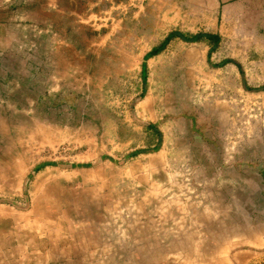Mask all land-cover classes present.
<instances>
[{
	"label": "rangeland",
	"instance_id": "rangeland-1",
	"mask_svg": "<svg viewBox=\"0 0 264 264\" xmlns=\"http://www.w3.org/2000/svg\"><path fill=\"white\" fill-rule=\"evenodd\" d=\"M88 1L61 80L4 75L48 32L0 49V264H264V0Z\"/></svg>",
	"mask_w": 264,
	"mask_h": 264
},
{
	"label": "crops",
	"instance_id": "crops-1",
	"mask_svg": "<svg viewBox=\"0 0 264 264\" xmlns=\"http://www.w3.org/2000/svg\"><path fill=\"white\" fill-rule=\"evenodd\" d=\"M88 0H0V49L2 52H10L15 49L17 50V47L19 46H12V45H18L17 38L15 37L17 29L26 30L27 35H32L34 33H38L39 36H37L36 40H38L40 35L47 34V36L52 39L53 46L49 49L50 56L48 54L46 57L43 58L39 57L41 60H37V58L34 59H28L24 64L25 68L27 66L31 65V68H28V70L24 69L22 72H24V77H19L18 74L8 72L4 73L5 78L10 81H16L17 79H25L26 81H35L36 78H34V73L39 72V70L45 69V73L47 74V77L50 81H57L61 80L60 74H62L64 66H74V64L81 63V54L77 53L76 51V45L70 43L69 39L65 37L67 27L71 25V21L73 22V19L75 16H80L82 9L87 6L89 3ZM218 2L219 9L221 8H228L226 6L227 3L233 2L234 7L242 8V2L249 1V0H216ZM258 1V0H256ZM261 1V0H259ZM253 9V8H252ZM19 18V19H18ZM24 18H32L34 21H27V19L24 20ZM25 21V24H23ZM34 24V26L32 25ZM33 26V27H31ZM43 26H46L45 28H42ZM72 30L74 29V24L70 26ZM23 34H26V32L22 31ZM3 33L9 34L5 39L9 38V46L3 45V41L5 40L3 38ZM28 39V37L26 38ZM11 45V46H10ZM10 47L9 49H7ZM20 49V48H19ZM67 52V53H66ZM1 53V52H0ZM19 53H22L21 50H19ZM2 54V53H1ZM53 54H55L53 56ZM21 56V54H19ZM13 58V55L12 57ZM15 61H17L18 58L14 57ZM23 64V63H22ZM50 68L51 66H53ZM57 66V67H55ZM54 68V69H53ZM51 69H53V74ZM28 71V72H27ZM28 74H26V73ZM161 157V156H160ZM154 160L157 159V157L152 156ZM159 161V158L158 160ZM157 163V162H156ZM145 171H151L150 174L143 173L141 174V178L145 180L149 176L152 175L153 170H147L146 168H143ZM89 171L84 169H78L74 172V174H68L62 173V176L64 179L69 178L71 175L73 176V181L77 183L76 190L74 191L76 199L75 201L82 204H91L90 210L88 212H84L83 214V221L80 224L84 225H92L97 224L95 219L93 218V206H100V200L98 198L97 191L95 187H92V185H89L88 183H91L95 179V177L101 175L100 170ZM97 174V175H95ZM93 178V179H92ZM96 180V179H95ZM64 181V180H63ZM88 184L87 186H85ZM84 186V187H83ZM44 187V186H42ZM62 191L66 193V188L61 187ZM103 190V189H102ZM94 195L87 198L77 195H84V194H91ZM85 211V210H84ZM87 216V217H86ZM85 240V239H83ZM76 254V252H75ZM66 257V256H65ZM88 257V256H87ZM86 257V258H87ZM90 258V257H88ZM88 260H85L84 262L87 263ZM14 263V262H13ZM12 263V264H13Z\"/></svg>",
	"mask_w": 264,
	"mask_h": 264
},
{
	"label": "bare ground",
	"instance_id": "bare-ground-1",
	"mask_svg": "<svg viewBox=\"0 0 264 264\" xmlns=\"http://www.w3.org/2000/svg\"><path fill=\"white\" fill-rule=\"evenodd\" d=\"M240 245V244H239ZM236 247H238V245L237 244H234V245H231V246H224L221 250H220V255H225V256H229V254H230V251L232 250V249H234V248H236ZM117 254V253H116ZM90 257V256H89ZM95 258V257H94ZM91 259H92V257H90V258H85V260H88V261H91ZM13 263V262H12ZM11 263V264H12ZM15 264V263H14Z\"/></svg>",
	"mask_w": 264,
	"mask_h": 264
},
{
	"label": "trees",
	"instance_id": "trees-1",
	"mask_svg": "<svg viewBox=\"0 0 264 264\" xmlns=\"http://www.w3.org/2000/svg\"><path fill=\"white\" fill-rule=\"evenodd\" d=\"M210 37H213L214 39H217L216 36H210ZM194 39L197 40V39H199V37H196V38H194Z\"/></svg>",
	"mask_w": 264,
	"mask_h": 264
}]
</instances>
